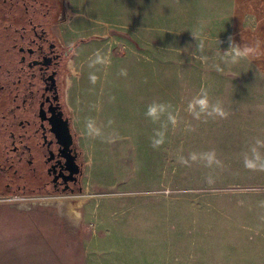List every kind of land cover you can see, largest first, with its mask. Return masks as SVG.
<instances>
[{"label":"rangeland","instance_id":"obj_1","mask_svg":"<svg viewBox=\"0 0 264 264\" xmlns=\"http://www.w3.org/2000/svg\"><path fill=\"white\" fill-rule=\"evenodd\" d=\"M61 16L83 191L0 197V264H264V0Z\"/></svg>","mask_w":264,"mask_h":264},{"label":"flooded vegetation","instance_id":"obj_2","mask_svg":"<svg viewBox=\"0 0 264 264\" xmlns=\"http://www.w3.org/2000/svg\"><path fill=\"white\" fill-rule=\"evenodd\" d=\"M62 10L63 0H0V197L83 191Z\"/></svg>","mask_w":264,"mask_h":264},{"label":"bare ground","instance_id":"obj_3","mask_svg":"<svg viewBox=\"0 0 264 264\" xmlns=\"http://www.w3.org/2000/svg\"><path fill=\"white\" fill-rule=\"evenodd\" d=\"M65 206V211L66 210H68V209H74V208H76L78 205H75L74 203H72V202H66V204L64 205ZM73 212H74V210H73ZM68 213V212H67ZM66 214V213H65ZM69 214V213H68ZM72 215V214H71ZM79 216V215H78ZM69 217V216H68ZM74 218V217H73ZM76 219V218H75ZM74 220V219H73ZM77 221V220H76ZM77 223H78V221H77Z\"/></svg>","mask_w":264,"mask_h":264},{"label":"clouds","instance_id":"obj_4","mask_svg":"<svg viewBox=\"0 0 264 264\" xmlns=\"http://www.w3.org/2000/svg\"><path fill=\"white\" fill-rule=\"evenodd\" d=\"M230 47H231V45H230ZM248 51L249 50H247V49H245L243 52H241L240 50H237L235 53V56H233V62H235L237 57L242 56V55H246Z\"/></svg>","mask_w":264,"mask_h":264}]
</instances>
